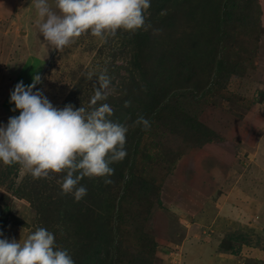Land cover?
<instances>
[{
    "label": "rangeland",
    "instance_id": "1",
    "mask_svg": "<svg viewBox=\"0 0 264 264\" xmlns=\"http://www.w3.org/2000/svg\"><path fill=\"white\" fill-rule=\"evenodd\" d=\"M257 1L261 13L256 26L248 24L241 30L235 29L231 32L230 39L237 42V55L244 61V69L231 76L225 88L209 91L204 97L201 109L197 111L198 120L213 129L217 135L208 142L207 149L204 148L206 143L201 147L188 149L170 166L171 170L167 171L164 160L166 156L159 154L163 152V147L168 146L167 143L175 147H179V143L160 138L157 134L144 135L145 145L151 148L152 156L149 157L151 159L145 158L142 174L152 178L159 186L160 201H154L151 196L147 204L149 208L139 205L137 215L133 212L136 202L124 203L123 219L129 227L124 228L123 243L124 246L135 249L142 248L143 244L153 248L152 264H202L207 261L210 248L214 250L215 261L211 264H264V5L262 0ZM217 2L218 0L212 2V7L215 4L214 9L217 8ZM49 3L52 4L53 0H49ZM239 5L247 12L249 6H242L241 3ZM149 14L150 9L145 13L146 24ZM36 19L37 14L31 0H0V124L6 125L9 117L19 115V110H11L14 103L10 102V93L15 84L19 81H23L24 85L30 84L36 73L42 77V83L36 85V88L42 90L58 108L69 103L74 108L79 107L75 104H78L79 95L86 88L77 83H86L91 88L95 85L96 77L90 81L87 74H98L105 68L111 78L108 95L110 100L118 94L117 89L131 74L126 69L133 48L131 41H128L129 36L126 35L131 33L116 34L106 42L86 33L62 51H56L50 49L47 41L39 34ZM197 27L202 28V25ZM188 30L194 29L188 27ZM81 104L87 108L89 101L82 100ZM108 104L113 110L118 106L113 99ZM129 125L130 128L134 126ZM217 148L222 151L218 152ZM181 149L183 147L180 146L177 151ZM200 152L205 155L202 164L198 160ZM225 155L232 160H225ZM186 160L196 161V169L206 174L203 179H199L206 182L200 190V196L190 198L192 202L196 201L200 211L194 214L192 221L204 225V220L211 221L216 210L219 215H236L237 226L228 227L230 231L225 234L218 236L215 231H206L211 238L220 237L219 247L222 244L226 246L224 242L229 237L233 238L232 249L235 251L218 248L223 253L218 257L214 241H209L211 243L208 244L194 242L188 245L196 260L181 258V250L186 249L185 244L184 248L178 245L184 238L178 232L184 229V223L190 219L186 212L180 213L182 210L178 211L179 208L176 207V200H185L184 195L177 189L180 177L176 172L184 175L183 165ZM8 168L0 163V209L4 206L9 209L1 238L22 241L37 227L49 226L51 219L46 215L54 207L53 200H58L52 190L53 185L60 187L62 180L49 175L43 179L49 184L48 189L45 192L43 190V195L39 192L37 197H30L35 193L30 188V182L37 179L21 165L14 167L11 172H8ZM194 174L195 171H185L188 177ZM215 194L217 195L214 198L212 195ZM47 195L53 198L52 201L47 200ZM30 198L34 201L31 202ZM192 204L190 203L191 207ZM219 205L222 207L221 212ZM202 228L207 230L204 226ZM142 233L147 235L150 242L142 239ZM57 234H54L57 246L63 248L65 233ZM200 253L203 256L199 259L195 257Z\"/></svg>",
    "mask_w": 264,
    "mask_h": 264
},
{
    "label": "trees",
    "instance_id": "2",
    "mask_svg": "<svg viewBox=\"0 0 264 264\" xmlns=\"http://www.w3.org/2000/svg\"><path fill=\"white\" fill-rule=\"evenodd\" d=\"M214 1L150 0L148 24L151 27L126 35L133 44L126 66L131 74L111 98L118 106L110 119L128 128L127 155L123 161L110 165L114 169V174L107 177L111 183L106 184L105 177H84L80 185L86 187L87 194L79 201L73 194H62L60 185H53L58 200H53L54 207L46 215L51 219L47 230L65 233L62 249L68 251L75 264H152L153 248L143 244L142 248L135 249L123 243L124 228L129 227L123 219L124 203L136 202L133 212L137 215L139 205L149 208L151 196L154 201H160L159 186L142 174L145 158L152 156L144 135L157 134L183 147L180 151L171 143L163 147L159 155L166 156L167 171L183 152L201 147L217 136L198 120L197 111L209 91L225 88L229 78L244 69V61L237 55V42L230 39L231 32L248 24L256 26L261 13L257 0H218L216 9L215 4L212 7ZM240 3L249 6L247 12L241 9ZM200 24L202 28L197 27ZM188 27L194 30L189 31ZM122 32L129 33L119 30L117 34ZM77 84L86 88L75 104L82 106V100L90 101L94 85L89 88L86 83ZM109 97L105 101L111 103ZM139 115L151 121L150 129L143 130L134 124ZM129 124L134 126L130 128ZM18 166H8V172ZM65 174L49 175L62 180ZM43 179L30 182V188L35 190L30 197H37L39 192L43 195L48 189L49 184ZM46 198L53 199L48 195ZM8 212L7 206L0 209V232ZM142 235V239L150 242L147 235ZM231 239L220 247L235 251Z\"/></svg>",
    "mask_w": 264,
    "mask_h": 264
},
{
    "label": "clouds",
    "instance_id": "3",
    "mask_svg": "<svg viewBox=\"0 0 264 264\" xmlns=\"http://www.w3.org/2000/svg\"><path fill=\"white\" fill-rule=\"evenodd\" d=\"M36 11V28L50 49L62 51L82 35L90 33L106 42L119 30L136 33L151 27L146 24L150 0H31ZM96 77L94 94L88 107L74 108L66 104L54 106L36 88L42 77L36 73L32 82L15 84L10 93L12 111L19 115L0 124V163L21 165L34 179L47 178L50 173H66L61 183L62 194H73L79 201L87 194L80 185L84 177H105L106 184L114 169L127 155L128 128L110 119L113 108L105 101L110 95L111 78L107 69ZM34 89H36L34 91ZM128 106V102H125ZM136 126L148 130L151 121L139 115ZM0 237L3 233L0 232ZM0 264H75L66 249L57 246L55 235L37 227L20 239L0 238Z\"/></svg>",
    "mask_w": 264,
    "mask_h": 264
},
{
    "label": "crops",
    "instance_id": "4",
    "mask_svg": "<svg viewBox=\"0 0 264 264\" xmlns=\"http://www.w3.org/2000/svg\"><path fill=\"white\" fill-rule=\"evenodd\" d=\"M262 1H263V5H264V0H262ZM208 146H209V143L205 144L204 148L207 149ZM217 149H218V152L222 151L219 148H217ZM216 156H218V155H216ZM204 157H205V155L203 154V152H200V156H199L198 160L201 162V164L203 162ZM224 159L229 160V161L232 160L229 157H227L226 155H225ZM219 163L221 165H224L221 162H219ZM196 164H197L196 161L191 160V162H188L186 160V163L183 165V167H184V170H183L184 173L183 174L184 175H182L178 171L176 172L177 176L180 177V179H178V182H179L178 183L179 188H177L178 192L180 194H183L185 197V200H181L180 202L178 200H176V207L179 208L178 211L182 210V212L180 211V213L184 214L186 212V214L189 216L188 219H190L184 223V225H185L184 229H181L178 232V234H181V233L183 234V235L181 234V237H184L182 239V241L180 243H178V245L180 244L181 248H184V244H185L186 251L181 250L182 251L181 258L182 259L186 258L188 261L196 260V258L192 257L191 252H190L191 248L189 249V245H188V244H194V242H201L202 244H205V243L208 244V243H211L212 241H214V249L216 252V256L221 257V255L223 253H221L218 249V248H221V247H219V244H218L220 237L216 236V238H211L210 233H206V231H208V232L215 231V233L218 234V236H219L220 234H225L227 231H230L227 229L228 227L237 226V224L235 223L236 222V215L234 217H233V215H230L231 216V218H230V216H227L225 214H223V215L217 214V212H218L217 210H216V213L214 214V217H212V220L211 221L209 220L210 223H208L209 221L204 220V225H200L198 222L192 221V217L194 216V214L200 213V211H199L198 205L196 204V201L192 202V200H190V198L192 196H200V194H201L200 190L206 183L203 180H201V181L199 180L201 178L203 179L206 176V174H205V172H201L198 169H196L197 168L195 166ZM185 171H188L190 173L195 171L194 175H196V177L194 178L193 177L194 175L192 177L186 176ZM210 179H212V178H210ZM197 180H199V181H197ZM202 192H203L202 194H204V191H202ZM216 195L217 194L212 195V196H214V198H215ZM215 200H217V199H215ZM201 202H202V204H204V202L202 200H201ZM190 203L191 204L194 203V204H192V207L190 206ZM208 205H209V202H208ZM219 210L221 212V210H222L221 205H219ZM203 226L205 228H207V230L202 228ZM210 227L213 229H210ZM178 234H176V235H178ZM200 235H203V236H200ZM200 239H203V240H200ZM213 239H215V240H213ZM209 241H211V242H209ZM213 253H214V250H212L210 248L208 255H207V261H203L202 264H211L212 262H215V261H213V259H214ZM201 256H203V253L197 254V256H195V257H197L199 259Z\"/></svg>",
    "mask_w": 264,
    "mask_h": 264
}]
</instances>
